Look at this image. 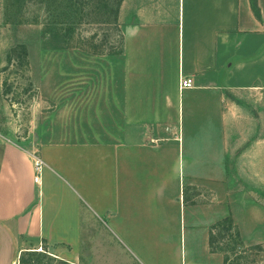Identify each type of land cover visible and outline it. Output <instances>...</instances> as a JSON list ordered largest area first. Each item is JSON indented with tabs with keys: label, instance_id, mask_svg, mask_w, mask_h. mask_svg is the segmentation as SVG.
Instances as JSON below:
<instances>
[{
	"label": "crops",
	"instance_id": "1",
	"mask_svg": "<svg viewBox=\"0 0 264 264\" xmlns=\"http://www.w3.org/2000/svg\"><path fill=\"white\" fill-rule=\"evenodd\" d=\"M255 3L122 0L119 50L39 49L34 140L0 133V264L39 245L71 264H225L209 235L226 217L264 244Z\"/></svg>",
	"mask_w": 264,
	"mask_h": 264
},
{
	"label": "rangeland",
	"instance_id": "2",
	"mask_svg": "<svg viewBox=\"0 0 264 264\" xmlns=\"http://www.w3.org/2000/svg\"><path fill=\"white\" fill-rule=\"evenodd\" d=\"M21 1L0 0V133L25 146L34 140L36 118L41 110L37 88L30 80V77H37L36 66L39 49L60 44L67 45L68 43L87 47L89 44L84 43L81 37L85 36L86 40H89V37L95 32V42H100L101 39L103 40L104 34L109 33L106 43L103 45L104 50H119L121 32L119 27L110 31L103 30L104 25L100 23L82 24L73 33L72 38H69L63 34L62 26L65 24H55L57 28L52 29L58 33L53 34L47 30L53 26H45L43 22V16L47 13L43 2L28 0L26 7L24 6L22 9ZM36 15L39 17L34 21L33 17ZM17 43H23L27 48L29 63L26 69L18 66L16 62L6 66L8 64L7 51ZM254 103L259 104L258 100ZM248 104L252 105L253 102ZM214 238L213 245L217 246L223 256L229 257V263L264 264V244L259 243L261 248L257 250H246L241 245L232 243L228 237H222V232H218V229H215ZM39 246L41 248L38 250H36L39 248L38 246L33 247V250H36L35 254L22 251L18 257L19 264H22L21 256L24 259H29L30 264H71L51 254L46 246Z\"/></svg>",
	"mask_w": 264,
	"mask_h": 264
},
{
	"label": "trees",
	"instance_id": "3",
	"mask_svg": "<svg viewBox=\"0 0 264 264\" xmlns=\"http://www.w3.org/2000/svg\"><path fill=\"white\" fill-rule=\"evenodd\" d=\"M37 1V0H32ZM43 2L44 8L47 10V13L43 16V22L45 26H53L48 30L53 34H57L58 31L52 29L57 28L55 24H65L62 26L64 28L63 34L72 38L73 33L80 28L79 25L82 24H97L100 23L103 26V30L118 29V12L122 0H39ZM22 9L27 5L28 0H22ZM251 6L256 16H259V10L256 6L255 0H251ZM39 16L36 15L33 17L34 21L37 20ZM28 18V17H25ZM33 21V20H31ZM60 27V28H62ZM109 36V33H105L103 40L100 42H95L96 33L93 32L89 37V40H86L85 36H82L81 39L84 43H88L89 46L84 47V45H75L68 43L55 45L54 47H79L95 53H104V52H113L115 50L109 49L104 50L103 45L106 43V37ZM67 38V37H66ZM65 38V39H66ZM64 39V40H65ZM66 41V40H65ZM69 42V41H68ZM82 42V44H84ZM121 43V39H120ZM7 65L16 64L20 67L27 68L28 66V51L26 46L23 43H17L10 47L6 54ZM218 232H222V237L226 236L231 240V242L237 243L239 246L246 248V250L259 249L261 248L260 244H250L244 245L240 239L239 233L236 228H234L231 219L226 217L225 219L220 220L216 226ZM214 233L209 235V245L212 250H219L217 246L213 245ZM28 254H35L36 250H25ZM239 258V257H238ZM229 257L224 255L225 264H233L228 262ZM22 264H30L29 259L22 258Z\"/></svg>",
	"mask_w": 264,
	"mask_h": 264
},
{
	"label": "built area",
	"instance_id": "4",
	"mask_svg": "<svg viewBox=\"0 0 264 264\" xmlns=\"http://www.w3.org/2000/svg\"><path fill=\"white\" fill-rule=\"evenodd\" d=\"M192 84V78L191 77H181L180 78V87H189ZM31 159H32V163H33V170H34V176L33 179L35 182H39L40 179V173L42 170V166H43V160L42 158L37 155L34 152H31ZM39 248H37L36 250L40 249L41 246H38Z\"/></svg>",
	"mask_w": 264,
	"mask_h": 264
}]
</instances>
